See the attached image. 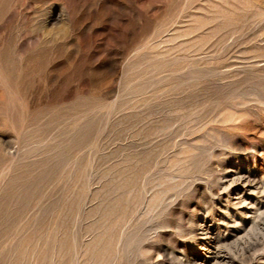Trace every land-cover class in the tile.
<instances>
[{"label":"rangeland","instance_id":"374dc122","mask_svg":"<svg viewBox=\"0 0 264 264\" xmlns=\"http://www.w3.org/2000/svg\"><path fill=\"white\" fill-rule=\"evenodd\" d=\"M220 262L264 264V0H0V264Z\"/></svg>","mask_w":264,"mask_h":264},{"label":"bare ground","instance_id":"6f19581e","mask_svg":"<svg viewBox=\"0 0 264 264\" xmlns=\"http://www.w3.org/2000/svg\"><path fill=\"white\" fill-rule=\"evenodd\" d=\"M244 179V178H243ZM248 182V181H247ZM244 220V219H243ZM212 232V231H211ZM218 235V234H217ZM212 237V236H211ZM213 238H214V240H213V242H215L216 244L217 243H220V241H221V239L219 238V237H217V236H215V235H213ZM225 240V239H224ZM221 244V243H220ZM226 245V244H225ZM220 261V260H219ZM199 264V263H198ZM220 264H221V262H220ZM223 264H224V262H223Z\"/></svg>","mask_w":264,"mask_h":264}]
</instances>
